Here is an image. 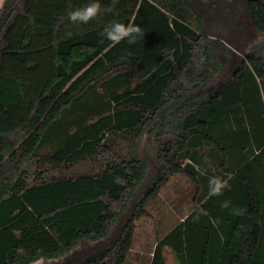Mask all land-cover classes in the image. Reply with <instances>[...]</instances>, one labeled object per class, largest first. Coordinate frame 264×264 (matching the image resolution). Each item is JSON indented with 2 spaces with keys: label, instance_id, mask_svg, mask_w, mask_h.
<instances>
[{
  "label": "trees",
  "instance_id": "obj_1",
  "mask_svg": "<svg viewBox=\"0 0 264 264\" xmlns=\"http://www.w3.org/2000/svg\"><path fill=\"white\" fill-rule=\"evenodd\" d=\"M89 2L0 7V264L107 236L147 176L138 147L148 131L157 177L85 264H125L136 221L177 174L195 184V207L157 238L150 264H168L166 247L176 264H264V55L246 54L216 93L199 96L214 52L193 0H99L111 10L88 24L67 19L69 5ZM250 10L264 34V4ZM115 22L144 36L113 44L101 33ZM214 176L231 187L209 197ZM200 208L208 215L196 220Z\"/></svg>",
  "mask_w": 264,
  "mask_h": 264
},
{
  "label": "rangeland",
  "instance_id": "obj_2",
  "mask_svg": "<svg viewBox=\"0 0 264 264\" xmlns=\"http://www.w3.org/2000/svg\"><path fill=\"white\" fill-rule=\"evenodd\" d=\"M193 2L202 12L200 4L207 3L208 0H193ZM242 18L245 27L244 33L239 37L229 35L223 29H216L212 17L204 20L205 32L210 37L214 56L208 69L211 77L196 92L197 95L207 96L216 93L223 81L231 77L236 68L240 66L246 54L264 55V34L255 28L248 10H245ZM157 150L154 133L146 132L139 140L138 153L149 163L147 176L132 194L126 209L111 226L107 236L98 239L82 238L74 247L56 257H40L43 258V264H85L91 258L102 254L119 235L122 226L132 212L134 203L156 179L159 170L156 161ZM194 193L195 185L191 179L182 174L171 177L162 187L158 198L148 206L150 214L136 221L133 246L127 255L125 264L151 263V255L157 238L167 233L185 214L191 211ZM165 255L168 264H176L169 247H166Z\"/></svg>",
  "mask_w": 264,
  "mask_h": 264
},
{
  "label": "clouds",
  "instance_id": "obj_3",
  "mask_svg": "<svg viewBox=\"0 0 264 264\" xmlns=\"http://www.w3.org/2000/svg\"><path fill=\"white\" fill-rule=\"evenodd\" d=\"M117 2V0H113V5ZM69 11L67 12V19L72 23L79 24H88L90 21L94 20L98 17L102 11H110L111 6L107 9H104L99 0H90L83 7L72 8L69 5ZM101 36L111 41L113 44L120 43L123 40H127L129 44L135 43L137 37L144 36L140 26L134 24H127L120 22L111 23L104 27ZM205 163H208L207 158L205 159ZM197 171L200 172L201 175L205 174V169L198 168ZM229 180L226 178H222L219 176H214L208 181V195L212 196H221L223 195L225 189H230ZM230 205V201H223L221 203L222 208H228ZM233 215H242V209H232ZM201 215H208V212L200 208L197 211V215L195 219L198 220ZM214 226L216 222L213 221ZM33 264H43V258L37 259L33 262Z\"/></svg>",
  "mask_w": 264,
  "mask_h": 264
},
{
  "label": "flooded vegetation",
  "instance_id": "obj_4",
  "mask_svg": "<svg viewBox=\"0 0 264 264\" xmlns=\"http://www.w3.org/2000/svg\"><path fill=\"white\" fill-rule=\"evenodd\" d=\"M254 1H260L264 4V0H208L207 3L200 4L203 11H198L203 20L212 17L216 29H223L227 34L239 37L240 34L244 33L245 23L242 17L245 10L250 12L252 20L250 5Z\"/></svg>",
  "mask_w": 264,
  "mask_h": 264
},
{
  "label": "crops",
  "instance_id": "obj_5",
  "mask_svg": "<svg viewBox=\"0 0 264 264\" xmlns=\"http://www.w3.org/2000/svg\"><path fill=\"white\" fill-rule=\"evenodd\" d=\"M3 3H4V0H0V7L3 5ZM195 185V184H194ZM196 187V186H195ZM196 189V188H195ZM195 207V193H194V197H193V206H192V209L191 210H193V208ZM188 214V213H187ZM187 214H185L184 216H186ZM183 216V217H184ZM183 217L180 219V221L183 219Z\"/></svg>",
  "mask_w": 264,
  "mask_h": 264
}]
</instances>
